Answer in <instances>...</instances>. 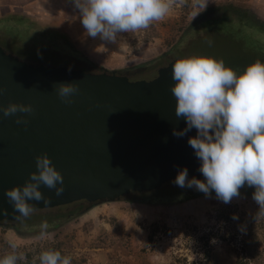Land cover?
<instances>
[{
    "label": "rangeland",
    "instance_id": "rangeland-1",
    "mask_svg": "<svg viewBox=\"0 0 264 264\" xmlns=\"http://www.w3.org/2000/svg\"><path fill=\"white\" fill-rule=\"evenodd\" d=\"M227 1L244 6L264 22V0H208V4ZM200 9L194 6V0H177L163 21L154 22L148 29L118 33L116 42L112 43L99 36L87 35L73 0H0V16L18 12L58 27L95 66L85 63L84 59H72V55L66 53H54L56 59H70L73 65L63 64L44 50L38 51L23 43L20 47L9 48L0 43V47L26 62L94 72L115 69L129 80L151 78L157 67L172 58L210 56L223 60L238 74L254 61H264L263 56H256L254 51L246 49L256 38L251 26L234 24L230 38L215 33L216 30L209 29L212 24L203 22L196 29H189L179 40L184 26ZM198 180L205 178L202 175ZM186 187H179L172 180L163 183L150 192L157 202L153 205L128 201L136 193L129 192L118 200L96 204L92 214L86 208V215L83 212L45 235L19 237L6 224L0 225V255L14 251L12 244L16 245L15 251L19 252L25 246L34 252V244L41 245L43 240L54 238L60 242L64 255L71 257V264H191L190 261L198 259L204 249L198 237L209 233L205 248L209 249L212 264H232L239 252V239L243 237L245 248L251 253L246 257V264H264V216H252L259 207L253 194L233 197L227 208L216 194L180 201ZM221 205H224L222 211L232 212L227 221L216 217ZM234 215L238 219H233ZM231 236L234 238H229Z\"/></svg>",
    "mask_w": 264,
    "mask_h": 264
},
{
    "label": "water",
    "instance_id": "water-1",
    "mask_svg": "<svg viewBox=\"0 0 264 264\" xmlns=\"http://www.w3.org/2000/svg\"><path fill=\"white\" fill-rule=\"evenodd\" d=\"M176 60L157 67L149 79L129 80L115 69L94 72L26 62L0 47V105L30 103L34 108L31 115L16 114L27 117V127L0 111V225L19 220L5 190L22 186L37 170L35 157L43 153L62 173L64 192L57 197L41 186L51 199L48 204L30 201L34 211L74 201L94 206L129 192L151 191L175 180L184 168L188 180L199 179L201 161L188 143L197 130L173 135L187 128L186 120L175 115L171 92ZM73 81L79 92L74 103L64 104L53 85Z\"/></svg>",
    "mask_w": 264,
    "mask_h": 264
},
{
    "label": "clouds",
    "instance_id": "clouds-1",
    "mask_svg": "<svg viewBox=\"0 0 264 264\" xmlns=\"http://www.w3.org/2000/svg\"><path fill=\"white\" fill-rule=\"evenodd\" d=\"M73 3L80 11L88 36L115 43L118 33L148 29L154 22L163 21L177 0H73ZM207 4L208 0H194L196 8L205 9ZM172 80L175 115L187 122L186 129L174 130L173 135L183 136L193 127L197 130V136L189 138L188 143L201 161L199 171L205 178L188 180V170L184 168L178 172L175 184L195 187L205 195L214 190L216 198L227 204L239 196V189L247 183L256 189L253 193L259 205L256 217L264 216V61L256 60L238 74L223 60L202 55L183 57L172 64ZM53 87L68 105L74 103L79 92L76 81ZM0 111L4 117L15 116L17 125L27 127V117L16 114L31 115L34 108L30 103L9 102L7 106L0 105ZM35 163L37 170L29 174L22 186L5 190L13 213H18L16 219L33 213L35 206L30 201L50 202L41 186L54 190L57 197L64 192V177L47 153L37 155ZM3 212L7 214L6 209ZM40 227L46 232L49 225L45 221ZM11 247L14 251L0 258V264H17L22 258L15 252L16 245ZM39 264H71V257L48 249L40 253Z\"/></svg>",
    "mask_w": 264,
    "mask_h": 264
},
{
    "label": "trees",
    "instance_id": "trees-1",
    "mask_svg": "<svg viewBox=\"0 0 264 264\" xmlns=\"http://www.w3.org/2000/svg\"><path fill=\"white\" fill-rule=\"evenodd\" d=\"M198 12L199 13L195 17L191 18L184 26L182 33L179 36V40L186 32L189 31V29H196L203 22L206 24H212L213 26L209 27V29L213 31L216 30L215 33L218 32L230 38L233 36V32L231 30H233L234 24L236 26L246 28L251 26V29L254 31L253 35H256V38L251 41V46H247L246 49L254 51L256 56L264 57V22L250 14L244 6L235 4L231 1L224 3L218 2L207 4L205 9L201 8ZM214 25H217V27L221 26L222 28H216ZM0 43L6 48H9L10 46L20 47L19 45L23 43L24 45L37 48L38 51L44 50V52L47 53V55H50L52 59L63 64H72L70 59L59 58L58 60L54 55L56 52L58 54L66 53L68 55H72V59H84L85 63L90 64L92 67L95 66V64L90 63L89 60L84 57L80 50H77L76 47L73 46L66 34H64L58 27L36 20L30 15H25L23 13L9 12L0 16ZM177 43L174 44L175 47L177 46ZM60 46L62 48L59 50ZM152 60L154 61L155 59L153 58ZM147 62H151V60L144 61L142 64H147ZM185 189V195H182L180 201L199 197L205 194L202 191L194 190L193 188L186 187ZM255 191V187H250L247 183L239 189V193L242 195H252ZM150 192L151 191L136 192L134 197L127 200L130 202H138L149 205L157 204ZM211 194L216 193L213 190L211 191ZM82 204V201H74L66 205L36 210L29 217L21 218L14 221L10 225H6L19 237H35L43 234L45 235L57 230L68 221L85 212V210L90 208L89 206H92L89 204L83 206ZM223 207L224 205H221L219 210H217L216 217L221 221H227L230 219L232 212L228 211L226 213L225 211H222ZM226 207L229 208L228 203L226 204ZM258 211L259 207L254 211L252 216L256 215ZM45 221H47L49 227L46 232H42L40 225ZM150 236L151 235H149V237ZM209 238V233H202L198 237L199 243L204 249L198 259H192V261H190L191 264H212L209 260V249L205 248V244ZM229 238L233 239L234 237L231 236ZM229 238H226V240H229ZM239 241V252L236 253L232 264H246V257L251 255V253L245 248L244 237L239 239ZM22 247L19 252L15 251L22 257L18 260L17 264H39L40 253L48 249L59 250L62 255H64L60 249V242L54 238L52 240H43L41 245L38 243L34 244V252H30L28 247ZM11 252L13 251H8V253ZM8 253L0 255V258Z\"/></svg>",
    "mask_w": 264,
    "mask_h": 264
},
{
    "label": "crops",
    "instance_id": "crops-1",
    "mask_svg": "<svg viewBox=\"0 0 264 264\" xmlns=\"http://www.w3.org/2000/svg\"><path fill=\"white\" fill-rule=\"evenodd\" d=\"M96 208V205L92 206L91 208H89L87 211L92 214L93 210ZM87 213L85 212L83 215H86Z\"/></svg>",
    "mask_w": 264,
    "mask_h": 264
},
{
    "label": "flooded vegetation",
    "instance_id": "flooded-vegetation-1",
    "mask_svg": "<svg viewBox=\"0 0 264 264\" xmlns=\"http://www.w3.org/2000/svg\"><path fill=\"white\" fill-rule=\"evenodd\" d=\"M118 73H120V72H118ZM82 202H84V201H82Z\"/></svg>",
    "mask_w": 264,
    "mask_h": 264
}]
</instances>
